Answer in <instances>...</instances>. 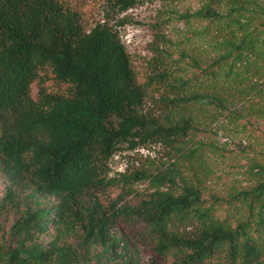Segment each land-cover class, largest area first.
<instances>
[{"label": "trees", "instance_id": "1", "mask_svg": "<svg viewBox=\"0 0 264 264\" xmlns=\"http://www.w3.org/2000/svg\"><path fill=\"white\" fill-rule=\"evenodd\" d=\"M189 15L206 21L211 50L186 60L171 92L225 111L248 138L251 117L264 120V0H205ZM150 78L112 25L85 29L70 0H0V264H264L263 129L247 143L246 182L223 193L175 162L110 175L122 142L197 128L141 111ZM144 179L152 189L133 187Z\"/></svg>", "mask_w": 264, "mask_h": 264}, {"label": "rangeland", "instance_id": "2", "mask_svg": "<svg viewBox=\"0 0 264 264\" xmlns=\"http://www.w3.org/2000/svg\"><path fill=\"white\" fill-rule=\"evenodd\" d=\"M70 1L77 5L85 29L97 22L112 25L118 31L139 78L151 77L144 92L143 113L163 126L181 123L188 115L198 122L197 128L186 132L181 140L170 142L167 138H153L143 142L137 136L133 142H122L110 159V175L117 176L135 169L155 173L175 162L201 173L207 194L219 190L223 193L232 183L237 186L245 183L247 160L253 153L247 143L249 139L258 141L262 137L260 130H264V120L251 117L255 128L251 133L246 132V138L240 124L222 116L225 111L213 116L211 110L204 111L205 108L196 105L193 108L183 101L180 87L171 92L174 77L186 72V60L189 61L190 56L204 58L208 54L206 50H211V36L202 31L206 21L189 15L205 0H136L126 9L113 6L109 0ZM181 54L186 57L183 59ZM159 73L166 76L159 80ZM35 90L33 85L32 92ZM174 96L177 98L173 99ZM249 125L246 122V127L251 128ZM197 145L200 148L196 152L190 157L185 156L184 151ZM207 166L209 171H206ZM3 187L0 175V193ZM133 187L152 189L148 179L135 182ZM117 190L110 191L112 196ZM127 234L133 235L130 231Z\"/></svg>", "mask_w": 264, "mask_h": 264}]
</instances>
